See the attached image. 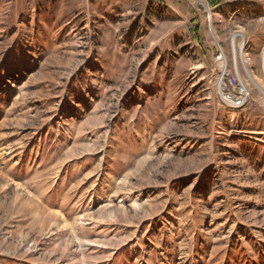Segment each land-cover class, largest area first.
Returning <instances> with one entry per match:
<instances>
[{
    "label": "rangeland",
    "instance_id": "374dc122",
    "mask_svg": "<svg viewBox=\"0 0 264 264\" xmlns=\"http://www.w3.org/2000/svg\"><path fill=\"white\" fill-rule=\"evenodd\" d=\"M202 1L0 0V264H264V0Z\"/></svg>",
    "mask_w": 264,
    "mask_h": 264
},
{
    "label": "built area",
    "instance_id": "2783aa9c",
    "mask_svg": "<svg viewBox=\"0 0 264 264\" xmlns=\"http://www.w3.org/2000/svg\"><path fill=\"white\" fill-rule=\"evenodd\" d=\"M215 47V94L220 104L234 113L247 105L249 92L236 65L228 58L224 49L219 45Z\"/></svg>",
    "mask_w": 264,
    "mask_h": 264
},
{
    "label": "bare ground",
    "instance_id": "6f19581e",
    "mask_svg": "<svg viewBox=\"0 0 264 264\" xmlns=\"http://www.w3.org/2000/svg\"><path fill=\"white\" fill-rule=\"evenodd\" d=\"M197 1H199L200 3H204L202 0H197ZM253 7H255V6H252V8ZM208 9V8H207ZM208 12H210V10L208 9L207 10V13ZM212 13L210 12V14H209V18H208V27H209V33L211 34V36H212V38H213V40L215 41V43H216V46L217 45H219V43L217 44V39H216V37L214 36V34L212 33V19H213V15H211ZM244 35H243V33L242 32H237L236 34H235V37H233L232 38V44H233V46L232 47H234V45L236 44V40H239V41H241V43L244 41ZM221 47V46H220ZM232 50H233V53H234V55H235V57L233 58V60H232V62H234L235 63V65H236V67H237V69L239 68L238 67V65H237V57L240 59V57H245L246 56V54H242L241 53V51L240 52H238V53H240V57L237 55V52L235 51V49L234 48H232ZM264 50V49H263ZM239 62L241 63V65L243 64V66L246 64V62H247V60H245V58H243V60H239ZM262 68H263V70H264V55H263V63H262ZM251 76H249V79L251 80V82L256 86V89H258L259 91H260V89H263V87H262V85L260 84V80H258V77L257 78H254V77H251ZM261 83H263L264 84V82H261ZM260 85V86H259ZM245 86V85H244ZM246 87V86H245ZM262 93L264 94V92L262 91ZM232 114V113H231Z\"/></svg>",
    "mask_w": 264,
    "mask_h": 264
},
{
    "label": "crops",
    "instance_id": "0c3cea01",
    "mask_svg": "<svg viewBox=\"0 0 264 264\" xmlns=\"http://www.w3.org/2000/svg\"><path fill=\"white\" fill-rule=\"evenodd\" d=\"M259 39H260V37H257V38H256V42H257V43L260 42ZM251 64H252V62H251ZM251 64H250V65H251ZM261 78H262V77H261ZM251 99H255V98H254L253 95H252V90L249 88V101H248L247 105L249 104V102L251 101ZM247 105H246V106H247ZM246 106H245V107H246ZM245 107H243V108L240 109V110L245 109ZM240 110L234 112V114L238 113Z\"/></svg>",
    "mask_w": 264,
    "mask_h": 264
},
{
    "label": "trees",
    "instance_id": "16d2710c",
    "mask_svg": "<svg viewBox=\"0 0 264 264\" xmlns=\"http://www.w3.org/2000/svg\"><path fill=\"white\" fill-rule=\"evenodd\" d=\"M198 29H199V28L195 26V27H194V30H193L196 36H197V31H198Z\"/></svg>",
    "mask_w": 264,
    "mask_h": 264
}]
</instances>
